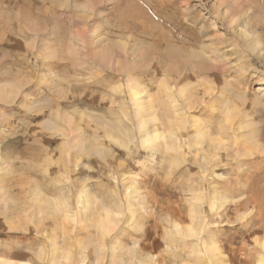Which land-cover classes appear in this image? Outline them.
I'll use <instances>...</instances> for the list:
<instances>
[{
  "label": "rangeland",
  "instance_id": "374dc122",
  "mask_svg": "<svg viewBox=\"0 0 264 264\" xmlns=\"http://www.w3.org/2000/svg\"><path fill=\"white\" fill-rule=\"evenodd\" d=\"M244 30L264 43V0H0V261L262 263L264 49ZM192 216L198 235L173 230Z\"/></svg>",
  "mask_w": 264,
  "mask_h": 264
},
{
  "label": "bare ground",
  "instance_id": "6f19581e",
  "mask_svg": "<svg viewBox=\"0 0 264 264\" xmlns=\"http://www.w3.org/2000/svg\"><path fill=\"white\" fill-rule=\"evenodd\" d=\"M79 10V9H78ZM247 10V9H246ZM248 12V11H247ZM125 14V13H124ZM122 15V14H121ZM246 16V15H245ZM131 18V17H130ZM250 24V23H249ZM246 25V24H245ZM250 26H251V24H250ZM252 27V26H251ZM254 27H256V26H254ZM248 29V28H247ZM250 29V28H249ZM248 29V30H249ZM243 33H244V36H245V38H244V43H245V45H247L248 46V48L250 49V50H252V52H254V54H255V52L257 53V52H259V51H262L263 49H264V43H263V38H262V36H260V35H258V34H256V33H254V32H252V31H247V30H244L243 31ZM241 34V33H240ZM261 34V33H260ZM244 36H242V37H244ZM167 37V36H166ZM165 37V38H166ZM168 38V37H167ZM166 39H164V41H165ZM167 42V41H166ZM170 43L171 42H169L168 44L170 45ZM162 44H163V42H162ZM123 45V44H122ZM166 46H168V45H166ZM163 47H165V46H163ZM172 48V47H171ZM171 48H168V49H171ZM113 51V50H112ZM166 51H167V49H166ZM170 51H168V53H169ZM249 52V51H248ZM175 53H176V51H175ZM260 53V52H259ZM52 54V53H51ZM171 54V53H170ZM49 55V54H48ZM169 55V54H168ZM174 55V54H173ZM172 55V56H173ZM176 55V54H175ZM174 55V56H175ZM164 56V55H163ZM188 56V55H187ZM118 57V56H117ZM253 57V56H252ZM251 57V58H252ZM170 58V57H169ZM173 58V57H172ZM181 58V57H180ZM183 58V57H182ZM253 58H255V57H253ZM259 58V57H258ZM182 60V59H181ZM180 60V61H181ZM184 60V59H183ZM259 60V59H258ZM182 62V61H181ZM117 63H118V61H117ZM120 63V62H119ZM174 64H175V62H173ZM186 63V62H185ZM87 64V63H86ZM171 64V63H170ZM262 64V63H261ZM161 65V64H160ZM178 65V64H177ZM92 66V65H91ZM121 66V65H120ZM119 66V67H120ZM193 66V65H192ZM199 66V65H198ZM201 66H203L202 64H201ZM174 67V66H173ZM197 68V67H196ZM200 68V67H199ZM198 68V69H199ZM202 68V67H201ZM187 69V68H186ZM193 68H191V70H192ZM133 70V69H132ZM167 70V69H166ZM176 69H174V68H170L169 67V69L166 71V77H165V85H166V90L168 91L167 92V96H168V98H167V110H166V108L164 109V110H166L167 111V114H170V115H168V124L167 125H169V133H170V136H171V138H172V140H171V142H167L166 140L164 141V143H165V148H167L169 151H170V160L172 161V162H177L178 161V154H179V150H178V145L175 143V138L174 137H176L175 136V134H177L176 132V127H178L179 125H177V120H176V115L174 116V114H172V112H173V107H174V103H175V99H176V97H175V94H173V90H172V84L174 83V84H176V86H177V83H179L180 81L182 82V81H184V80H181V78L184 76V72H182V74L181 73H177L176 71H175ZM183 70V69H182ZM184 71V70H183ZM193 71V70H192ZM130 72V71H129ZM149 72V71H148ZM175 72V73H174ZM196 73V72H195ZM173 74H175V75H173ZM211 74V73H210ZM209 75V74H208ZM132 77H133V75H132ZM182 79H184V78H182ZM188 80V79H187ZM130 81V80H129ZM216 81V80H215ZM127 82V81H126ZM133 82V81H132ZM207 82V81H206ZM134 83V82H133ZM180 84V83H179ZM199 84V83H198ZM200 84H201V81H200ZM200 84L198 85V86H200ZM209 84V83H208ZM161 85V84H160ZM206 85V84H205ZM210 85V84H209ZM180 86V85H179ZM187 86V85H186ZM191 85H189V87H190ZM204 86V85H203ZM160 87V86H159ZM178 87V86H177ZM182 87V85L180 86V89L182 90V88H184V85H183V87ZM197 87V86H196ZM208 87V86H207ZM186 88V87H185ZM209 88V87H208ZM212 88V87H211ZM210 88V89H211ZM180 89H178L179 91H180ZM189 89V88H188ZM197 89V88H196ZM260 89V88H259ZM208 90V89H207ZM206 90V91H207ZM212 90V89H211ZM213 90H214V88H213ZM179 91H178V93H179ZM184 91H186V92H188L187 91V89H185ZM201 91V90H200ZM199 91V92H200ZM139 92H141V91H139ZM197 91H195L194 93H196ZM198 92V93H199ZM209 92H211V91H209ZM222 92V91H221ZM228 92V91H227ZM177 93V94H178ZM184 93V92H183ZM182 93V91H180V93L179 94H183ZM206 94V93H205ZM208 94V93H207ZM219 94H220V91H219ZM187 95V94H186ZM130 96V95H129ZM197 96V95H196ZM136 97V96H135ZM215 97H217V96H215ZM148 98V97H147ZM179 98V97H178ZM191 98V97H190ZM198 98V97H197ZM222 98V97H221ZM181 99V98H180ZM202 99V101H203V99H204V97L203 98H201ZM245 99V98H244ZM146 100V99H145ZM155 100V99H154ZM131 101V100H130ZM161 101H163V100H161ZM180 101V100H179ZM137 102H138V100H137ZM136 102V103H137ZM141 102H142V100H141ZM149 102V101H148ZM156 102V101H155ZM208 102H209V100H208ZM140 103V102H139ZM151 104H152V102H151V100H150V103H149V106H151ZM192 104V103H191ZM211 104V103H210ZM216 104V103H215ZM229 104V103H228ZM132 105V104H131ZM143 105V104H142ZM148 105V104H147ZM179 105V104H178ZM212 105V104H211ZM191 106V105H190ZM198 106V105H197ZM208 106H210V105H208ZM143 107V106H142ZM223 107V106H222ZM178 108V107H177ZM151 109V108H150ZM141 110V109H140ZM221 110V109H220ZM175 111V114H176V110H174ZM150 112V111H149ZM215 112V111H214ZM216 113V112H215ZM214 113V114H215ZM225 113V112H224ZM167 114H166V116H167ZM180 115V114H179ZM237 115L238 114H236V117H237ZM149 116H150V118H152L153 120H155L156 119V121H157V114H155V111H151V113H149ZM163 116H165V115H163ZM224 117L226 118H230V116H229V114L226 116L225 114H224ZM231 117H233V116H231ZM241 117V116H240ZM239 116H238V120H239V118H240ZM141 118V117H140ZM73 119V118H72ZM98 120H99V117H98ZM193 120V119H192ZM237 120V119H236ZM235 120V121H236ZM227 121V120H226ZM234 121V122H235ZM72 122V121H71ZM147 122L148 121H146V120H143L142 121V123L143 124H145V125H147ZM103 123V122H102ZM106 123V122H105ZM140 123V122H139ZM188 123H191V122H188ZM221 123V122H220ZM100 124V123H99ZM98 124V125H99ZM193 124V123H192ZM149 125V124H148ZM166 125V126H167ZM191 125V124H190ZM194 125V124H193ZM206 125V124H205ZM212 125V124H211ZM215 126V125H214ZM98 127H101V126H98ZM155 127V126H154ZM204 127V126H203ZM218 127H219V125H218ZM223 127V126H222ZM221 127V128H222ZM138 128H139V130H140V126H138ZM156 128V127H155ZM226 128V127H225ZM143 129V128H142ZM223 129V128H222ZM240 129V128H239ZM146 130V129H145ZM143 131V130H142ZM214 131V130H213ZM217 131V130H216ZM146 132V131H145ZM204 132H205V130H204ZM233 132H234V130H233ZM236 132H238V131H236ZM242 131H240V133H241ZM253 132V131H252ZM112 133V132H111ZM167 133V132H166ZM179 133V132H178ZM182 133V132H181ZM243 133V132H242ZM115 134V133H114ZM163 134V133H162ZM162 134H161V132H159L158 130H155V131H153V132H151V135H149L147 138H145L143 141H144V143H150V142H152V141H157V140H159L160 138H163V136H162ZM201 134V133H200ZM245 134V133H244ZM257 134V133H256ZM164 135V134H163ZM168 135V134H167ZM178 135V134H177ZM205 135V134H204ZM258 135V134H257ZM180 136H181V134H180ZM185 136V135H184ZM184 136H182V137H184ZM196 136V135H195ZM198 136H199V134H198ZM235 136V135H234ZM251 136V135H250ZM238 137V136H237ZM243 137V136H242ZM249 137V136H248ZM255 137V136H254ZM144 138V137H143ZM167 137H165V139H166ZM186 138H187V136H186ZM198 138V137H197ZM250 138V137H249ZM183 139V138H182ZM207 139V138H206ZM222 139V138H221ZM252 139V138H251ZM163 140V139H162ZM196 140V139H195ZM199 140V139H198ZM243 140L245 141L246 139H244V137H243ZM212 142H217L218 143V145H219V143L221 142V141H219V139H215V140H209L208 141V145L207 146H209V152L211 153L212 152V148H213V143ZM239 142V141H238ZM249 142V141H248ZM248 142H246V143H248ZM203 143V142H202ZM225 143V142H224ZM243 143H245V142H243ZM250 143V142H249ZM81 145V144H80ZM222 145V144H221ZM231 145H233V144H231ZM240 145V144H239ZM239 147V146H238ZM241 147H242V145H241ZM157 148V147H156ZM194 148H195V146H194ZM197 148V147H196ZM195 148V149H196ZM199 148V147H198ZM244 148V147H243ZM87 149V148H86ZM90 150V149H89ZM197 150V149H196ZM207 150V149H206ZM205 149H204V146L202 147V149L201 150H198V154L202 157L201 159H202V161H201V159H200V161L201 162H203V161H207V157L205 156L206 155V153L204 152V151H206ZM243 150V149H242ZM244 150H247V149H244ZM219 151V150H218ZM99 152V151H98ZM98 152H95V153H97L98 154ZM207 152V151H206ZM243 152V151H242ZM247 152V154H248V151H246ZM243 153H245V152H243ZM94 154V153H93ZM250 154V153H249ZM184 156V155H183ZM168 158V157H167ZM200 158V157H199ZM110 159V158H109ZM211 159V158H210ZM214 159V158H213ZM180 160H182V159H180ZM209 160V159H208ZM186 161V160H185ZM168 162V161H167ZM180 162V161H179ZM199 162V161H198ZM208 162V161H207ZM178 164H181V163H178ZM182 164H183V162H182ZM211 164V163H210ZM209 164V165H210ZM167 165V164H166ZM207 165V164H206ZM211 167H213V166H211ZM202 168V167H201ZM135 190V189H134ZM131 192V191H130ZM128 193V192H127ZM139 193V192H138ZM129 195H130V193H128ZM129 195H127V197L129 196ZM136 197V196H135ZM139 197V196H138ZM140 198V197H139ZM128 199V198H127ZM133 199V198H132ZM135 200V199H134ZM136 201V200H135ZM37 202V201H36ZM85 202V201H84ZM248 202H250V201H248ZM41 203V202H40ZM135 203V202H134ZM42 204V203H41ZM129 204V203H128ZM136 204V203H135ZM135 204H134V206H135ZM140 204H142V203H140ZM228 204V203H227ZM139 205V204H138ZM224 205V204H223ZM229 205V204H228ZM86 206H87V204H86ZM216 207V206H215ZM220 208H221V206H219ZM38 208V207H37ZM217 208V207H216ZM227 208V207H226ZM226 208H224V209H226ZM41 209H43V208H41ZM219 208H217V210H218ZM44 210V209H43ZM238 210H240V209H238ZM225 212V211H224ZM98 213H100V212H98ZM98 213H96V215L98 214ZM44 215V214H43ZM83 215V214H82ZM100 216V218L99 219H97L98 220V223H97V233L99 232L100 233V236H101V238L103 237L102 235H106L111 229H110V225L111 224H113V223H116V222H114L115 220H116V218L115 217H117V216H112V214L111 213H109V212H107V211H104V214H99ZM130 215V214H129ZM22 216V215H21ZM11 217V216H10ZM95 218V217H94ZM93 218V219H94ZM120 218V217H119ZM24 219V218H23ZM118 219V218H117ZM58 220H60V219H58ZM95 220V219H94ZM24 221H25V219H24ZM118 221H120V219H118ZM117 221V222H118ZM170 221V220H169ZM61 225V224H60ZM115 225V224H114ZM56 226H59L58 224L56 225ZM112 226V225H111ZM117 226V225H116ZM199 226H200V224H199V222L198 221H196V219H195V217L194 216H192V220H190L189 222H188V224L184 227V228H182V226L180 225V222H178V221H173V226H172V228L174 227V231L175 230H177V233H178V231H179V233H185V235H198V233H199ZM113 228L115 227V226H112ZM171 227V226H170ZM53 228H55V226L53 227ZM59 228V227H58ZM257 228V227H256ZM259 228V227H258ZM61 229V228H60ZM252 229V228H251ZM261 229V228H260ZM264 229V228H263ZM63 230H65V229H63ZM67 230V229H66ZM111 232V231H110ZM98 233V234H99ZM260 234V233H259ZM104 235V236H105ZM253 238V237H252ZM104 240V239H103ZM253 240V239H252ZM254 242V241H253ZM104 243V242H103ZM257 243V242H256ZM99 244V243H98ZM258 244V243H257ZM261 246H263V249H264V241H261L260 243H259ZM212 245H214V244H212ZM85 249L88 247V246H86L85 247V245L83 246ZM143 248V247H142ZM142 250V249H141ZM215 250L217 251L218 249L215 247ZM134 251V250H133ZM212 252H214V251H212ZM214 254V253H213ZM141 255V254H140ZM217 255V254H216ZM216 255H215V258H216ZM133 257V256H132ZM220 257V256H219ZM136 258V257H135ZM138 259V258H137ZM222 259V258H221ZM264 259V258H263ZM153 260V259H152ZM132 261V260H131ZM137 261V260H136ZM139 261V260H138ZM149 261H151V260H149ZM264 261V260H263ZM263 261H262V263H259V264H263ZM145 262V261H144ZM144 262H143V264H144ZM259 262V261H258ZM133 263V262H132ZM148 263V262H147ZM146 263V264H147ZM0 264H13V262L10 260V261H6V260H4V261H0ZM19 264H25L24 263V261H21ZM149 264V263H148ZM154 264V263H153Z\"/></svg>",
  "mask_w": 264,
  "mask_h": 264
}]
</instances>
